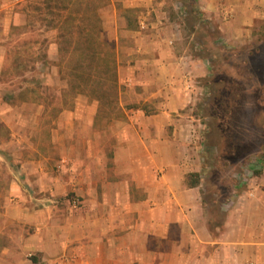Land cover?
<instances>
[{"label": "crops", "instance_id": "1", "mask_svg": "<svg viewBox=\"0 0 264 264\" xmlns=\"http://www.w3.org/2000/svg\"><path fill=\"white\" fill-rule=\"evenodd\" d=\"M112 7L118 54L129 59L121 74L133 82L146 72L137 100L159 106L108 122L105 166L96 151L106 144H75L83 156L63 164L67 176L20 158L22 146L0 144V158L15 168L10 175L0 166V264H264V161L249 168L242 190L238 172L230 185L223 174L214 179L203 118L191 107L198 78L210 72V57L195 47L219 37L231 46L254 40L264 0H112ZM204 25L217 36L206 40Z\"/></svg>", "mask_w": 264, "mask_h": 264}, {"label": "rangeland", "instance_id": "2", "mask_svg": "<svg viewBox=\"0 0 264 264\" xmlns=\"http://www.w3.org/2000/svg\"><path fill=\"white\" fill-rule=\"evenodd\" d=\"M13 2L0 6V144L22 146L20 158L42 161L51 175L67 176L63 164L83 156L74 145L96 138L106 144L96 151L105 166L111 157L108 122L128 109L159 106L137 100L146 92L139 83L146 72L133 82L129 73L121 74L120 65L129 59L118 54L115 26L108 21L112 0H8ZM171 9L174 17L177 8ZM203 34L209 40L217 30L204 25ZM256 35L233 46L215 37L216 44L194 49L210 57V72L198 78L191 107L203 118L212 177L223 174L229 185L236 172L250 180L247 170L264 161V24ZM90 126L107 133L94 137ZM2 161V172L14 174ZM72 197L64 196L67 207Z\"/></svg>", "mask_w": 264, "mask_h": 264}, {"label": "built area", "instance_id": "3", "mask_svg": "<svg viewBox=\"0 0 264 264\" xmlns=\"http://www.w3.org/2000/svg\"><path fill=\"white\" fill-rule=\"evenodd\" d=\"M248 171V170H247ZM250 176V173L248 174ZM239 182H241V184H245L249 182V178L243 173L239 174Z\"/></svg>", "mask_w": 264, "mask_h": 264}, {"label": "trees", "instance_id": "4", "mask_svg": "<svg viewBox=\"0 0 264 264\" xmlns=\"http://www.w3.org/2000/svg\"><path fill=\"white\" fill-rule=\"evenodd\" d=\"M213 34V33H212Z\"/></svg>", "mask_w": 264, "mask_h": 264}]
</instances>
